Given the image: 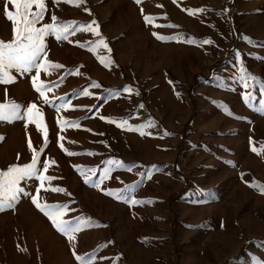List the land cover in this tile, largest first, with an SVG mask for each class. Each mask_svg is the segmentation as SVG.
Segmentation results:
<instances>
[{
  "label": "rangeland",
  "instance_id": "374dc122",
  "mask_svg": "<svg viewBox=\"0 0 264 264\" xmlns=\"http://www.w3.org/2000/svg\"><path fill=\"white\" fill-rule=\"evenodd\" d=\"M44 3L35 27L69 31L44 38L50 103L35 69L0 83L20 106L0 121V172L35 158L45 179L5 201L0 264H264V0ZM33 198L80 231L69 241Z\"/></svg>",
  "mask_w": 264,
  "mask_h": 264
},
{
  "label": "snow or ice",
  "instance_id": "6c2138e0",
  "mask_svg": "<svg viewBox=\"0 0 264 264\" xmlns=\"http://www.w3.org/2000/svg\"><path fill=\"white\" fill-rule=\"evenodd\" d=\"M140 3V0H137ZM8 5L15 9V12L9 10ZM33 5L39 9V11L32 13L31 9ZM45 11L44 0H7V4L4 7V14L7 20L11 21L14 25V39L9 43L0 41V83L12 82L14 77L11 74L12 70L17 72H32L33 69L36 71V76L33 78V84L36 91L44 97L46 104L50 103L47 97H45V87L42 84L36 83L39 73L42 69H46L49 65L47 62L41 63L43 54L45 53V36L55 34L57 39L67 38L69 31L67 25H60L58 23H45L43 27H35V25L43 19ZM52 21L57 20L56 16H52ZM146 23H152L150 17H145ZM96 22L93 20L87 26L88 29L92 30L95 35L99 36L98 26L93 28ZM158 39L164 40L163 36H158ZM208 43V41H205ZM98 44L103 45L107 48V44L104 39L101 38ZM56 68L62 67L59 64L54 65ZM254 79V77H253ZM246 87V85H245ZM85 95H88L86 92ZM246 99L249 97L245 96ZM264 103V102H262ZM20 106L12 103L7 105H0V121L12 120L19 114ZM40 113L37 109L36 104H31L27 108V119L32 121L35 117H39ZM39 124V121H37ZM255 151V149H253ZM73 153H69L72 155ZM45 170L47 164L44 165ZM107 175V173H105ZM43 181L44 176L39 175L37 169V161L33 158L30 164H26L23 167L11 166L5 172H0V211L5 210V201L7 206L11 207L13 203L18 201L20 195H30L25 187H21V181H28L32 178ZM87 182V181H86ZM59 191V189H57ZM107 195H114L113 192L109 191ZM117 199H124L119 193L115 194ZM32 202L36 204L37 208L40 209L53 223V225L61 233L66 235L71 241L74 238V233L80 231L79 225L73 226L72 221L62 219L66 212V206L63 205H44L41 206L37 203L36 199L33 198ZM131 205L135 206L139 203L137 200L132 199L128 201ZM77 260L81 261V264H91L90 261L84 260L77 256ZM260 264V262H257Z\"/></svg>",
  "mask_w": 264,
  "mask_h": 264
}]
</instances>
